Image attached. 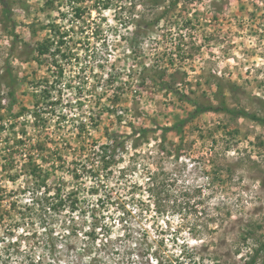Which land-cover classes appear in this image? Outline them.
<instances>
[{
  "label": "rangeland",
  "instance_id": "rangeland-1",
  "mask_svg": "<svg viewBox=\"0 0 264 264\" xmlns=\"http://www.w3.org/2000/svg\"><path fill=\"white\" fill-rule=\"evenodd\" d=\"M170 1L0 0V264H243L264 242V125L190 117H264V0Z\"/></svg>",
  "mask_w": 264,
  "mask_h": 264
},
{
  "label": "trees",
  "instance_id": "trees-1",
  "mask_svg": "<svg viewBox=\"0 0 264 264\" xmlns=\"http://www.w3.org/2000/svg\"><path fill=\"white\" fill-rule=\"evenodd\" d=\"M151 2V4H153L154 6H158L162 3V0H149ZM178 3L177 0H171L170 1V5L169 8L171 6H175ZM80 11L81 8H76V11ZM77 13V12H76ZM80 15V14H78ZM157 21V20H156ZM63 40L61 39H51V38H47L46 40H44L43 42H39L38 46H37V51L40 55H55L57 52V48H55V50H53L52 46L58 44L59 42H62ZM59 51V50H58ZM235 88V84H233L232 88ZM13 94V93H11ZM183 97L187 98V96L185 94H182ZM207 111H213V112H221V113H225V114H229L232 117H247L250 118L253 121L259 122L261 124L264 125V117H261L260 115H257L255 113H250L247 110L243 109V108H237V107H232L230 105H228L225 101H222L219 105L217 106H212V105H205V104H201V103H197L195 104V108L193 110V112H191L190 117H194L200 113H204ZM189 117V118H190ZM189 118H184V119H180L177 122H175L174 124H172V126L169 127H163L162 131L163 132H168L171 130H175V131H182L183 129V125L188 121ZM142 133H146L148 130L147 129H142L140 130ZM104 150L103 153H109L108 158H105L104 163L106 164V166L108 167V165L112 164L115 160H114V155L118 149V146L114 145L113 147H111L109 149L108 152V145L103 146ZM38 149V148H37ZM39 151H42L43 148L38 149ZM29 163V164H28ZM8 164V163H7ZM7 164H3V168L7 169ZM10 165V164H9ZM26 165V170L32 175V177H34L35 180V184H36V188L33 187V189L35 188L34 191H36V195L38 196L37 198H33V202H30L31 204H29L27 206V209L32 210L33 206L36 204L41 203V200L44 199V201H46V197L50 191V186L47 183L46 178L48 177V175H44V169L40 164H37L35 157L29 156L28 162H25ZM76 175H80L79 173H77ZM14 176H9V179L11 181H15V177ZM170 177H168L167 179H165L164 181L160 182L159 180H157V178H154L153 176H151L148 181H151L152 183V188H150V191H156V194H159L160 192V188L163 186H167L168 184H165V181H169ZM43 188V190H42ZM41 189V191L39 190ZM184 192H186L185 194H187V190H185ZM46 194L44 197L40 196ZM75 194V193H74ZM72 193L68 194L67 197H62L59 199L60 203L63 204L64 201L69 200L72 207H76L78 198L77 196H75L76 198H71ZM38 198H40L41 200H39ZM155 202L156 204H160V199L158 196H155ZM46 203V202H45ZM13 205H16L15 202H13ZM27 205V204H26ZM12 206V205H11ZM13 217V216H12ZM5 216L4 214L0 215V225L4 226L5 225ZM13 219V218H12ZM17 222H15L14 224H16ZM12 223H9V225H11ZM264 252V242H261L260 245L255 248V250L253 251V254L247 258L243 264H258V259L260 257V254Z\"/></svg>",
  "mask_w": 264,
  "mask_h": 264
}]
</instances>
